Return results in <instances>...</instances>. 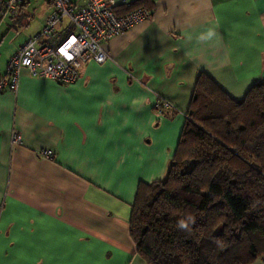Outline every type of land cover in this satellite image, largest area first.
<instances>
[{"label": "crops", "instance_id": "obj_1", "mask_svg": "<svg viewBox=\"0 0 264 264\" xmlns=\"http://www.w3.org/2000/svg\"><path fill=\"white\" fill-rule=\"evenodd\" d=\"M101 46L72 83L23 68L0 92V264H148L129 235L137 188L166 177L200 73L233 99L264 81V0H154Z\"/></svg>", "mask_w": 264, "mask_h": 264}, {"label": "trees", "instance_id": "obj_2", "mask_svg": "<svg viewBox=\"0 0 264 264\" xmlns=\"http://www.w3.org/2000/svg\"><path fill=\"white\" fill-rule=\"evenodd\" d=\"M138 3L126 13L153 6ZM129 235L148 264L264 258V81L233 99L198 75L166 177L137 188Z\"/></svg>", "mask_w": 264, "mask_h": 264}, {"label": "built area", "instance_id": "obj_3", "mask_svg": "<svg viewBox=\"0 0 264 264\" xmlns=\"http://www.w3.org/2000/svg\"><path fill=\"white\" fill-rule=\"evenodd\" d=\"M53 11L45 20L44 27L34 37L22 43L10 56L6 73L0 75V92H16L21 69L32 78L51 79L61 84L74 82L80 67L89 60L102 63L107 54L101 44L124 32L132 25L147 19L151 10L137 7L118 15L115 0H85L75 4L71 0H49ZM154 1V0H152ZM24 0H0V22L3 17H14ZM158 105L168 109V102ZM10 142H22L18 132H12ZM53 151L42 150L40 156L50 158Z\"/></svg>", "mask_w": 264, "mask_h": 264}, {"label": "rangeland", "instance_id": "obj_4", "mask_svg": "<svg viewBox=\"0 0 264 264\" xmlns=\"http://www.w3.org/2000/svg\"><path fill=\"white\" fill-rule=\"evenodd\" d=\"M47 12L48 6L45 0H29L28 7L24 12L19 11L13 20L10 16L3 17L0 22V69L4 67L8 58L26 40L34 37L44 27L45 20L53 11ZM24 20H27L25 23Z\"/></svg>", "mask_w": 264, "mask_h": 264}]
</instances>
